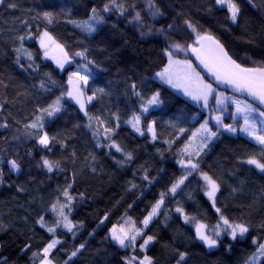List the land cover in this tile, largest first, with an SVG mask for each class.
<instances>
[{
	"label": "trees",
	"instance_id": "1",
	"mask_svg": "<svg viewBox=\"0 0 264 264\" xmlns=\"http://www.w3.org/2000/svg\"><path fill=\"white\" fill-rule=\"evenodd\" d=\"M8 2L15 3L16 7L0 6V125H7L0 127V172L3 174L0 264H39V257L33 260L32 253L42 249L53 234L41 228L37 220L43 216L47 224L55 222L50 206L69 183L72 184L69 192L75 197L69 216L76 225L75 236L57 227L55 235L60 243L49 257L54 264H65V261L68 264H124L122 258L131 256L132 250L121 249L106 239L108 229L113 223L122 222L121 217L125 215L141 226L140 222L162 192L165 196L160 212L144 230L156 237L147 253L154 258V264H176L177 250L188 253L187 264H245L255 251L252 237H264V173L243 161L247 155L260 153L262 149L241 134L224 132L209 145L210 150L206 149V154L199 157L201 169L221 186L217 206L231 219L250 226L243 240L238 238L231 242V251L223 245L219 249H207L195 238L192 225L186 224L183 216L176 212L177 207H182L189 216L215 224L216 214L204 194L202 178L193 173L174 196L168 191L183 172L176 162L180 158L177 150L207 113L154 76L162 66L161 49L169 40L185 42L190 32L185 19L191 20L201 31L213 34L238 62L251 64L253 60H264V0H237L241 11L235 24L214 0H151L162 13L155 16L149 8V0H118L125 5L124 14L102 13L105 22L91 36L68 21L86 20L92 7L102 10L107 0ZM61 8L70 12V16L60 17L50 25L42 19H34L41 11ZM136 12L140 13L141 21L133 19ZM24 21L31 25L33 33L32 39L24 40V48L31 52L34 63L23 51L19 54L15 51L20 45L16 37L27 31ZM45 28L70 54L87 48L88 59L95 61L89 65L93 72L92 85L103 86L107 95L98 96L86 108L90 114L107 120L110 127H115L112 113L119 114V127L109 135L132 153L133 159L128 163H116L123 159V154L114 148L109 154L106 146H97L98 140L104 145L109 141L102 132L93 135L92 129L86 126L87 117L67 97L62 101L61 112L44 120L49 136L56 137L49 144L50 151L39 145L35 137L25 134L24 125L39 114L37 108L52 103L67 88L68 72L76 70L77 63L84 62L76 57L62 72L52 60L44 59L35 33ZM45 73L51 74V80ZM42 80L50 91L40 87ZM133 81L145 95L159 89L165 102L163 111L153 113L157 121L155 141L147 131L141 136L125 122L139 103L130 87ZM172 123L186 131L170 149L165 141L176 136L177 129ZM143 126L146 128V124ZM42 158L59 161L63 171L48 172ZM10 160L17 161L19 171L11 168L7 163ZM93 168L96 170L92 171ZM145 172L149 180L143 179ZM105 213L108 220L101 224ZM141 242H137L138 254ZM81 243H85V248L69 260L71 251ZM26 244L31 247L22 251Z\"/></svg>",
	"mask_w": 264,
	"mask_h": 264
},
{
	"label": "snow or ice",
	"instance_id": "2",
	"mask_svg": "<svg viewBox=\"0 0 264 264\" xmlns=\"http://www.w3.org/2000/svg\"><path fill=\"white\" fill-rule=\"evenodd\" d=\"M214 4L227 11L229 19L233 24L237 22L241 11L237 0H214ZM5 5L8 8L16 7L15 3H10L8 0H0V6ZM149 8L154 16L162 14L160 9L155 7L151 0H149ZM125 10V5L119 3L118 0H107L103 4L102 10L92 7L91 14L86 20L77 21L69 19L68 22L74 24L86 36H91L97 32L99 25L105 22V15L102 13L106 14L117 11L123 15ZM209 11H211V8H209ZM66 16H70V12H66L61 8L59 11H41L37 13L34 19H42L50 25L60 17ZM133 19L141 21L140 13L136 12ZM23 23L27 31L16 37L20 41V45L15 51L17 54L23 51L28 60L34 63L33 55L24 48L23 43L26 38H33L31 25L27 21ZM184 23L187 29L190 30L185 42L181 43L177 40H169L161 49L162 66L155 73L154 78L171 89H175L178 93L187 97L188 100L198 105L202 110H206L207 116L199 123V127L191 131L187 139L178 148L177 151L180 158L176 162L183 172L171 183L168 191L174 196L177 190L188 180L189 176L193 173H198L204 181V194L211 202V207L215 211V224L210 225L202 219L189 216L182 207H177L176 212L183 216L186 224L192 225L195 238L206 246L207 249H219L223 245L231 251V242L236 241L238 238L243 240L246 234L250 232V226L244 222L231 219L222 210V207L217 206V193L220 192L221 186L216 179L201 169L199 157L202 153H205L206 149L210 150L209 145L224 132L233 135L241 133L259 144L262 149L260 153L247 155L243 162L254 166L261 173H264V60H253L251 64L238 62V59H234L229 54L224 44L209 31H201L189 19H185ZM168 27L171 28L172 25L170 24ZM150 31L151 29H149ZM160 32L163 34V29ZM141 34L145 35L146 33L142 32ZM35 37L39 48L42 50L43 58L52 60L60 71L63 72L65 65H71L76 57H79L84 62L77 63L76 70L68 72L67 88L62 90L52 103L48 104L47 107L37 108L39 114L35 115L33 120L24 125V128L27 130L25 134L30 138L35 137L39 145L50 151L49 144L52 140H56V137L49 136L45 130L44 120L46 117H53L56 113L61 112L63 108L62 101L67 97L79 105L80 111L87 117L86 126L92 129L93 135L95 136L102 132L109 141L107 145H104L98 140L97 146H106L109 149V154H111L113 148L116 152L122 153L123 159L116 161L119 165H124L131 161L133 159L132 153L125 151L109 135V133L114 132L116 127H119V114L117 112L112 113V116L115 118L113 121L115 127H110L99 116L90 114L86 108V103L91 102L96 96L107 95L105 89L102 87L93 88L91 95H88L85 91L89 80L93 78V72L89 65L95 64V61L88 59L86 55L87 48L70 54L65 45L59 42L47 28L43 31L38 30L35 33ZM192 58L198 61V64L194 63ZM17 63L19 64V55H17ZM20 66L23 68V65ZM29 66L31 67L32 64ZM205 73L211 77V80L205 78ZM45 75L51 80L50 73H45ZM51 82L53 84L56 83L55 81ZM40 87L45 91H50V89L45 87L43 80L40 82ZM130 87L139 103L137 109L131 112V115L125 122L141 136L147 131L151 139L155 141L157 139V121L153 113L157 110H164L163 106L165 102L161 98V92L157 89L151 91L150 95H145L137 89L135 81L131 83ZM221 88L225 90L221 91ZM228 90H230V93ZM229 109H232V111L229 112ZM0 110H2V105H0ZM226 113H228L227 117ZM226 118H230L232 123H225ZM213 121L214 124L211 123ZM145 124L146 128L143 126ZM0 127H7V125H0ZM172 127L177 129L176 136L172 140L165 141L170 149L175 140L186 131L184 127H178L174 123H172ZM58 142L62 143V141ZM92 159L94 160L95 157H92ZM7 163L10 164L12 169L19 171L20 165L17 161L10 160ZM42 164L48 172H52L54 169L63 171L59 161L53 162L47 158H42ZM95 170V168L92 169V171ZM2 175V172H0V182H2ZM143 179L149 180L146 172ZM71 187V183L63 187L56 197V202L50 206L51 212L56 217L53 224H47L43 216H40L37 220L41 228H46L49 233L53 234V238L42 249L32 253L33 260L39 257V264H54V260L49 257L51 251L60 243L59 238L55 235L57 227H63L68 232H73L75 236L73 230L76 228V225L69 218L75 199L69 192ZM132 187H135V185L133 184ZM61 196L64 198L63 201L60 199ZM80 196L83 198V193ZM164 196L165 194L162 192L160 199L151 206V210L148 211L147 215L140 222L141 226L138 227L132 217L125 215L121 217L122 222L113 223L108 229L109 235L106 236V239H110L121 249L132 250L131 256L122 258L124 264H154V258L147 253L149 245L153 244L156 237L146 234L144 229L148 227L153 217L159 214L161 206L164 203ZM105 220H108L107 213L101 218L100 223L103 224ZM138 239L142 241L138 245L140 254L136 253ZM225 240L228 241L226 245L224 243ZM252 243L255 251L245 261V264H264V237H252ZM30 247V245L26 244L22 251ZM84 248L85 243L79 244L78 247H75L71 251L68 259L71 260L72 257L77 256V253ZM177 256L176 264H187V252L177 250ZM65 264H68V262L65 261Z\"/></svg>",
	"mask_w": 264,
	"mask_h": 264
},
{
	"label": "rangeland",
	"instance_id": "3",
	"mask_svg": "<svg viewBox=\"0 0 264 264\" xmlns=\"http://www.w3.org/2000/svg\"><path fill=\"white\" fill-rule=\"evenodd\" d=\"M193 62H194V60H193ZM195 63V62H194ZM67 66H69V65H65V68L67 67ZM206 78V77H205ZM207 79V78H206ZM157 81H159L158 79H156ZM92 81H93V78L92 79H90L89 80V82H88V85L86 86V88H85V91L87 92V94L88 95H91L92 94V90H93V88H96V87H102V88H104L103 86H99V85H92ZM105 89V88H104ZM172 90H174L176 93H178L175 89H172ZM221 91H224V90H222V89H220ZM105 91H106V93H107V90L105 89ZM178 94H180L181 96H183L181 93H178ZM98 96H100V95H98ZM98 96H96L95 98H97ZM184 97V96H183ZM95 98L92 100V101H94L95 100ZM185 98H187V97H185ZM188 99V98H187ZM71 101V100H70ZM91 101V102H92ZM72 102H74V101H72ZM91 102H88V103H86V107H87V105L89 104V103H91ZM75 103V102H74ZM76 104V103H75ZM79 106V105H78ZM206 113H207V111L206 110H204ZM232 111V109H229V112H231ZM226 115V117L228 116V113H226L225 114ZM106 122H107V125L108 126H110L109 125V122L107 121V120H105ZM211 123H213L214 124V121L213 122H211ZM225 123H232V120L230 119V118H226L225 119ZM227 133V132H226ZM230 134V133H229ZM237 134H241V133H237ZM241 135H243V134H241ZM244 136V135H243ZM246 137V136H245ZM248 138V137H247ZM250 139V138H249ZM251 140V139H250ZM254 142V141H253ZM256 143V142H255ZM257 144V143H256ZM259 145V144H258ZM260 146V145H259ZM261 148V147H260ZM154 218V217H153ZM152 221V220H151ZM150 221V222H151ZM150 224V223H149ZM145 230V229H144ZM108 234H109V232H108ZM138 241H140L139 239H138ZM137 241V242H138ZM58 245V244H57ZM56 245V246H57ZM25 264H28V263H25Z\"/></svg>",
	"mask_w": 264,
	"mask_h": 264
},
{
	"label": "water",
	"instance_id": "4",
	"mask_svg": "<svg viewBox=\"0 0 264 264\" xmlns=\"http://www.w3.org/2000/svg\"><path fill=\"white\" fill-rule=\"evenodd\" d=\"M193 60H194V62L196 63V64H198V61H195V59L193 58ZM205 77L207 78V79H209V80H211V77H209V76H207V74L205 73ZM222 90H225L224 88H221ZM229 91V93H230V90H228Z\"/></svg>",
	"mask_w": 264,
	"mask_h": 264
}]
</instances>
